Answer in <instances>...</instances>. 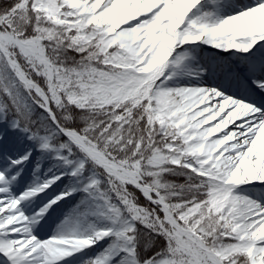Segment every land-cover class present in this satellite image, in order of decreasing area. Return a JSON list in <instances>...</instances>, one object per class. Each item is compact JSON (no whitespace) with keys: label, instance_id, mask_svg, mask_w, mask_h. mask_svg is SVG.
<instances>
[{"label":"snow or ice","instance_id":"snow-or-ice-1","mask_svg":"<svg viewBox=\"0 0 264 264\" xmlns=\"http://www.w3.org/2000/svg\"><path fill=\"white\" fill-rule=\"evenodd\" d=\"M0 264H264V0H0Z\"/></svg>","mask_w":264,"mask_h":264},{"label":"bare ground","instance_id":"bare-ground-1","mask_svg":"<svg viewBox=\"0 0 264 264\" xmlns=\"http://www.w3.org/2000/svg\"><path fill=\"white\" fill-rule=\"evenodd\" d=\"M231 91H233V88L231 89ZM233 127V126H230ZM54 231V228H45L41 233L40 236L41 237H45L48 233L51 234V232Z\"/></svg>","mask_w":264,"mask_h":264},{"label":"rangeland","instance_id":"rangeland-1","mask_svg":"<svg viewBox=\"0 0 264 264\" xmlns=\"http://www.w3.org/2000/svg\"><path fill=\"white\" fill-rule=\"evenodd\" d=\"M245 2H247V0H245ZM235 91H236V89L233 88V92H235ZM230 126H233L234 127V125H230ZM49 235H50V233H48L44 238H47Z\"/></svg>","mask_w":264,"mask_h":264},{"label":"trees","instance_id":"trees-1","mask_svg":"<svg viewBox=\"0 0 264 264\" xmlns=\"http://www.w3.org/2000/svg\"><path fill=\"white\" fill-rule=\"evenodd\" d=\"M141 203H143V199H141Z\"/></svg>","mask_w":264,"mask_h":264}]
</instances>
